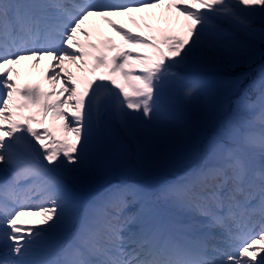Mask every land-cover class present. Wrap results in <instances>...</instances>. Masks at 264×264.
Wrapping results in <instances>:
<instances>
[{
    "label": "snow or ice",
    "instance_id": "snow-or-ice-1",
    "mask_svg": "<svg viewBox=\"0 0 264 264\" xmlns=\"http://www.w3.org/2000/svg\"><path fill=\"white\" fill-rule=\"evenodd\" d=\"M162 6L183 18L182 37L146 38L115 19L139 26L135 13ZM94 17L123 44L152 51L133 52L111 38L93 42L82 25ZM257 41L264 42V0H0V247L14 257L3 264H264V130L258 137L241 133L233 123L237 112L205 145L200 165L178 181L155 195L143 186L111 185L74 218L55 254L39 250L72 202L68 185L53 173H80L92 154L119 150L125 138L149 132L161 112L159 93L178 75L173 68L190 60L231 61ZM45 58L46 79L60 83L59 90L19 87L13 66ZM130 60L138 70L126 71ZM101 68L106 74L96 76ZM246 98L247 90L236 100L237 110ZM257 101L264 124V75ZM49 116L61 121L56 130L63 139L51 128L32 127ZM130 204L139 207L124 215ZM24 215L41 220L29 225ZM257 216L260 230L253 233L249 224Z\"/></svg>",
    "mask_w": 264,
    "mask_h": 264
},
{
    "label": "rangeland",
    "instance_id": "rangeland-1",
    "mask_svg": "<svg viewBox=\"0 0 264 264\" xmlns=\"http://www.w3.org/2000/svg\"><path fill=\"white\" fill-rule=\"evenodd\" d=\"M256 25V27L260 26L259 21L256 22ZM180 36L182 37L183 35ZM263 45L264 42L257 41L254 49L251 52L241 54L236 59L231 61L205 64L190 60L178 68H173V72L178 73V75L175 78H170L163 86L162 91L159 93L158 103L161 106V112L153 115L151 124L149 125L150 131L138 134L134 140L125 138L122 141V146L119 150L109 149L103 153H100L106 160V165H104V167H108L109 172L103 175L100 174L102 176V180L105 181V183L99 181L100 175H97L98 181H96V183L100 184L102 188H106L111 184L110 182H107L111 175H117L120 177L131 176L138 178L141 177L144 167L146 169L153 170L155 168L156 155H152V153L161 148L162 139L165 138L167 134H170L171 130L177 133L178 137L182 136V132L184 136L190 132V129L193 130V127L196 125L198 120H203L206 125L209 124V127H213L219 116L225 114L229 110L231 99L230 92L233 88H236L239 85L240 80V78L237 77L231 78L229 81H225L221 76H219L220 72L223 71V64H226L229 67H234L237 64L243 62L250 64L256 57L261 56L264 53ZM191 69L201 71L200 74L193 75L196 77V85L198 86L196 91L203 94L202 99H200V97L196 98L195 95L192 94L186 95V91L188 90L187 82L191 78V75L186 72H189ZM128 70H130V68H126V71ZM185 70L189 71L185 72ZM115 78L117 79V82L123 83L122 77L116 76ZM165 86H168V88L164 89ZM208 94H211V96L214 97L213 106L206 103L205 98L207 96L205 95ZM170 98H174L177 104L183 107L182 115L176 116L178 109L172 105ZM249 105L251 104L245 102L241 104L238 123H234L241 129H247V127L251 125L254 120H256V115H253L254 118L251 117L250 120L242 115L243 110H247L254 104L251 106ZM231 107L236 108V101H233ZM111 126L114 127V123H112ZM249 129H251V126ZM70 139H72L71 134ZM174 149L176 150L173 152L172 157H181L179 148ZM187 151L189 152L190 157L191 152H193V148L188 145L184 152ZM195 155L196 153L193 152V157H195ZM29 157L30 159L35 158L34 154H28V156L25 158ZM162 160L164 161L165 159ZM186 160L187 159L183 158L178 159L177 161L165 160V163L169 164L171 167H175L181 165ZM71 176L76 177V184H85L86 181L90 182V178L88 174L84 172V170L80 173L71 174ZM63 181L65 182V180ZM117 181L119 182L120 179L118 178ZM138 183L141 182L130 181L129 185H135ZM153 183L154 180L151 181V184ZM76 189L77 190H74L73 194H77L78 191H80L79 187H76ZM98 193H100V190L95 192L94 196H96ZM135 211L136 206L129 205L123 214L128 215ZM0 257L9 261L14 259V257L11 255L6 256L2 248H0Z\"/></svg>",
    "mask_w": 264,
    "mask_h": 264
},
{
    "label": "bare ground",
    "instance_id": "bare-ground-1",
    "mask_svg": "<svg viewBox=\"0 0 264 264\" xmlns=\"http://www.w3.org/2000/svg\"><path fill=\"white\" fill-rule=\"evenodd\" d=\"M135 16H140V20H142V22L145 24V22H147L148 24H151V26L155 27L156 29H150L149 30V36L146 37L143 33V31L138 28L140 27L137 26L136 23H132L130 20H128L126 17H121V18H115L117 20L118 24H122L123 27L128 28V24L127 22H131L132 26L129 30L133 33H139L141 36L146 37V38H150L155 36L157 38V40H159L162 36L164 35H176L177 33L179 35H183V30L181 28V22L183 23V18L180 17L179 19L178 14L175 12L174 9L169 10L166 7H160L157 9H151L146 13L140 14V13H135ZM143 17V18H142ZM102 21H104L103 19L100 18H90L88 21L85 22L84 25H82L83 28L87 29L86 27L89 26V29H87L89 32L92 33L91 39L93 40V42H97L99 39L100 35L105 36V38H111L117 45L122 46L125 49H129L133 52H151V49H147L145 47H133V46H129V45H125L123 44L122 38L116 34V32H114L112 30V28L107 24H101ZM79 38L82 40V38L85 40V36L80 35ZM130 64V68L134 69V70H138L139 68V63L135 60H130L129 61ZM13 72H12V77L13 80L16 82V84H20L22 82H24L26 85H36L35 82H37V84H40L43 89L45 91H49L51 92L53 90V87H55L56 90H59V88L61 87L60 83L55 84L54 86L49 84V82L46 79V74L49 73V61L47 58H45L44 60H42L39 64H35L32 60H23L21 61L19 64L14 65L13 66ZM58 70V69H57ZM73 72L76 73V75L79 76H84V73H80L77 72L75 68L72 69ZM99 72V74H101L100 69L97 71ZM96 72V73H97ZM99 76V75H97ZM89 79H93V76H88ZM50 87V89H48ZM188 88H190L192 91V95H195V97H200V93L196 91V89L198 88L197 85H190ZM100 95L103 97L105 94L104 92L101 90ZM64 96H67V93L64 94ZM54 98H63V97H55ZM213 101L214 98L211 96H208V102L209 104L213 105ZM262 110V109H261ZM30 112L28 110L24 111V115H29ZM61 123V121H55L53 122L51 120V117L49 116L48 118L45 119L44 125H38L33 123L32 127L33 128H37V129H42V128H51L54 130V134H55V138L57 140L63 139V133L60 131H57L56 128L57 126ZM262 130H264V127L262 128ZM261 130V131H262ZM29 139H31V137H29ZM69 139H70V134H69ZM22 151V150H21ZM258 149L256 150L255 148L250 149V155L254 156L258 153ZM254 162L258 165L259 164V158H253ZM57 173H61V174H65L66 177L69 179V174L66 173L64 170H60L57 171ZM58 178V176H56ZM76 206V200L72 199V202L69 204H65L64 205V216L67 214V209L68 207H71V213L74 212V207ZM29 219H35V224H38L39 221L41 220V217L38 215H24L22 216V220L23 221H27ZM259 221V217H255L253 219L252 222H250L249 227L252 228L253 233L259 232L260 230V226L256 229L255 227L253 228L252 225L258 223ZM29 224V222H28ZM34 224V225H35ZM31 225V224H29ZM73 226V224L71 222L68 223H62V222H58L57 227L54 229L53 232H51L49 234V237L43 241L40 245L43 246H50L51 244L54 245L56 242H58V240H62L64 233H66L67 231H69L71 229V227ZM224 245L221 244V247H223ZM59 245L56 246V248L52 251L50 250H42L41 255L42 256H49V255H53L55 254V252L58 250Z\"/></svg>",
    "mask_w": 264,
    "mask_h": 264
}]
</instances>
